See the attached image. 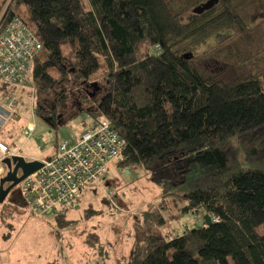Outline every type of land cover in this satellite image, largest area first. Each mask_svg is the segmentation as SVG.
I'll list each match as a JSON object with an SVG mask.
<instances>
[{"label":"trees","instance_id":"16d2710c","mask_svg":"<svg viewBox=\"0 0 264 264\" xmlns=\"http://www.w3.org/2000/svg\"><path fill=\"white\" fill-rule=\"evenodd\" d=\"M255 6L264 9V0ZM191 7L189 0H0V31L20 18L41 44L35 95L62 108L70 81L78 83L91 121L107 120L125 140L118 167L145 171L159 189L158 203L140 213L147 232L127 264H264V32L234 63L235 80L205 74L198 61L230 62L261 24L248 26L230 0L201 13ZM210 37L208 51L180 54L181 43L193 48ZM45 106L38 98L35 113L49 115ZM168 198L184 204L179 215L202 211L204 224L158 233L168 227L161 214Z\"/></svg>","mask_w":264,"mask_h":264},{"label":"rangeland","instance_id":"374dc122","mask_svg":"<svg viewBox=\"0 0 264 264\" xmlns=\"http://www.w3.org/2000/svg\"><path fill=\"white\" fill-rule=\"evenodd\" d=\"M206 1L189 0V4L194 8ZM261 1L230 0L232 6L245 14L248 26L261 24L257 26L260 27L259 32H254L251 43H237L231 60H227L230 62H220L215 57L198 61L196 64L200 71L226 80L236 79L238 74L234 71L235 67L233 69L234 63L239 64L242 57L253 53L264 32V9L255 6ZM215 9L220 10L221 6L217 5ZM215 42L210 37L193 48L184 42L179 52L199 56ZM241 74L248 76L245 70ZM51 75L58 77L55 71ZM0 86V107L5 109L12 94L1 83ZM31 88L19 94L21 105L16 113L10 118H2L5 123L0 122V138L6 143L22 145L21 154L24 156L28 153L43 156L56 142L78 137L82 133V121H91L86 113L90 107L78 100L79 87L74 81L69 83L68 103L62 108H57L51 98L36 96L34 87ZM86 91L94 95L90 88ZM38 98L45 101L46 109L53 108L60 114L57 115L58 121L49 119L44 111L43 115L35 113ZM53 121L56 123L53 124ZM29 122L33 123L34 130L25 140L22 132ZM118 165L117 162L106 167L100 186L90 188L81 205L68 211L61 223L56 221V217L30 214L20 202L15 187L0 204V264H127L136 240L147 232L140 213L148 204H157L160 197L159 189L145 171L137 168L125 170ZM183 205L171 198L164 200L161 214L168 227L158 233L170 236L169 227L177 231L181 227L191 229L204 224L202 211L179 215Z\"/></svg>","mask_w":264,"mask_h":264},{"label":"built area","instance_id":"2783aa9c","mask_svg":"<svg viewBox=\"0 0 264 264\" xmlns=\"http://www.w3.org/2000/svg\"><path fill=\"white\" fill-rule=\"evenodd\" d=\"M40 50V42L18 17L0 31V83L17 89L6 103L7 115L16 113L20 107L19 94L34 87L32 65ZM33 129V123H27L23 135L29 138ZM124 150L125 140L107 120H92L78 137L58 142L54 153L41 161L42 167L19 182L20 202L32 215L64 217L81 205L90 188L100 186L106 167L122 161ZM20 151L16 143L0 140V164L7 158L20 156ZM5 173L0 174V179Z\"/></svg>","mask_w":264,"mask_h":264},{"label":"water","instance_id":"95a60500","mask_svg":"<svg viewBox=\"0 0 264 264\" xmlns=\"http://www.w3.org/2000/svg\"><path fill=\"white\" fill-rule=\"evenodd\" d=\"M216 0H209L196 8L193 12L201 13L213 6ZM191 54L183 55L184 58L190 57ZM3 164L6 166L7 172L0 179V204H2L8 194L21 182L24 178L33 174L42 167L41 161H26L22 156H14L3 160ZM206 225L211 224V218L209 216L204 217Z\"/></svg>","mask_w":264,"mask_h":264},{"label":"crops","instance_id":"0c3cea01","mask_svg":"<svg viewBox=\"0 0 264 264\" xmlns=\"http://www.w3.org/2000/svg\"><path fill=\"white\" fill-rule=\"evenodd\" d=\"M0 89H1V86H0ZM4 89H7L11 94H14L15 92H17V89H15L14 87L12 88V87H9V86H5L4 85ZM4 103H6V102H4ZM0 113H1V116L2 117H0V122H1V124H3V123H5V121H4V119H2L3 117L4 118H7V117H9L10 118V115H7L6 113H5V111H4V109L3 108H1L0 107ZM34 130V129H33ZM22 134H23V132H22ZM26 138V137H25ZM28 138H26L25 140H27ZM0 140L1 141H3L1 138H0ZM15 143V142H14ZM10 144V143H9ZM17 144V143H16ZM18 145V144H17ZM56 145H57V142L53 145V148L52 149H50V151H49V153H47V154H44L43 156H38V155H36V154H34V153H28V154H26V156H24V155H22L21 154V151H22V145H18V146H20V149H21V151H20V156H22L26 161H34V160H38V161H42V160H45V159H48L53 153H54V151H55V148H56ZM6 167H5V165H3V164H0V174L2 173V172H6ZM73 210V209H72ZM70 211V210H69ZM170 230H172L173 231V233H175V234H177V235H179V234H181L182 232H184L185 230H186V228L185 227H181V228H179V230H175L174 229V227L173 228H171Z\"/></svg>","mask_w":264,"mask_h":264},{"label":"flooded vegetation","instance_id":"af4514ba","mask_svg":"<svg viewBox=\"0 0 264 264\" xmlns=\"http://www.w3.org/2000/svg\"><path fill=\"white\" fill-rule=\"evenodd\" d=\"M53 111V108H52V110H50V114H49V117H51V112Z\"/></svg>","mask_w":264,"mask_h":264}]
</instances>
